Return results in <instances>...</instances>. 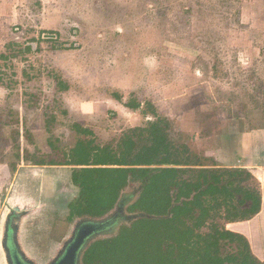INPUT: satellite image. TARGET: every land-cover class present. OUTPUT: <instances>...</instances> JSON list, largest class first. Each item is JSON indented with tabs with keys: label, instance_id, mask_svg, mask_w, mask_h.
<instances>
[{
	"label": "rangeland",
	"instance_id": "1",
	"mask_svg": "<svg viewBox=\"0 0 264 264\" xmlns=\"http://www.w3.org/2000/svg\"><path fill=\"white\" fill-rule=\"evenodd\" d=\"M154 111L208 168L264 166V0H0V230L37 193L20 243L48 264L79 192L48 164L85 139L76 125L116 147Z\"/></svg>",
	"mask_w": 264,
	"mask_h": 264
},
{
	"label": "trees",
	"instance_id": "2",
	"mask_svg": "<svg viewBox=\"0 0 264 264\" xmlns=\"http://www.w3.org/2000/svg\"><path fill=\"white\" fill-rule=\"evenodd\" d=\"M152 114L155 121L131 130L116 147L98 145L94 132L76 125L85 139L64 162L48 164L73 167L71 183L79 192L68 207L69 223L103 219L120 203L138 217L91 241L80 264H264L245 236L222 227L260 214L262 194L252 173L195 161L186 146L171 140L170 122ZM231 247L235 252L226 251Z\"/></svg>",
	"mask_w": 264,
	"mask_h": 264
},
{
	"label": "water",
	"instance_id": "3",
	"mask_svg": "<svg viewBox=\"0 0 264 264\" xmlns=\"http://www.w3.org/2000/svg\"><path fill=\"white\" fill-rule=\"evenodd\" d=\"M122 203L119 204V209H122ZM7 212H5L4 217V229H3V241L6 242L9 240L11 233L17 232L20 226H15V220L12 221L11 217L15 214L17 218L19 215L16 213V209H13L12 204L7 202ZM14 213V214H13ZM137 216L128 217L127 221L137 219ZM114 219V218H113ZM113 219L111 221H113ZM93 220V219H91ZM85 221L81 220L76 222V228H74V232L72 237L67 241L61 252L58 254L57 258L52 264H80V260L84 252L86 251L87 247L93 241L94 237L100 234L102 231L106 230L107 227L110 226L111 221L108 220L104 225H102V221L95 222V221ZM7 254L9 253L8 248L6 247ZM9 264H22L15 256L14 258L10 255L8 257ZM25 264H34V262H28L25 259Z\"/></svg>",
	"mask_w": 264,
	"mask_h": 264
},
{
	"label": "flooded vegetation",
	"instance_id": "4",
	"mask_svg": "<svg viewBox=\"0 0 264 264\" xmlns=\"http://www.w3.org/2000/svg\"><path fill=\"white\" fill-rule=\"evenodd\" d=\"M8 200V199H7ZM11 201V200H10ZM35 202H30L31 204L28 206H21V205H13L12 207L13 209H16V213H18V217H15V214L11 217V220L14 221L15 220V226H23L24 222L26 219H29L30 215L32 213H36L39 209L38 206V201L34 200ZM39 212V211H38ZM114 218V221L110 223V225L112 224L111 227H109L108 229L102 231L100 234H98L96 237H94V239H98L99 237H103L109 234L114 233L118 227L122 224L121 221L122 220H127L128 217H132L129 214H127L123 208L122 205V209L120 210L119 207H117V209L111 213L110 216H107L103 219H78L76 221H74L72 224L76 225V222L81 221V220H85V221H95V222H100L102 221V225H104L106 223V221L109 220V218ZM105 222V223H104ZM2 226H5L4 224ZM74 228H76V226H74ZM4 229V228H3ZM3 229L0 230V262L2 264H9L8 262V257L10 258V255H12V257L14 258V256L22 263L25 264V259L28 262H34V264H39L37 261L33 260L30 258V256L26 253V251L24 250V248L22 247L21 243H20V233H21V228L19 227L16 234L15 233H11V236L9 238V240H7L6 242L3 241ZM74 232H71L70 237L63 243L64 244L69 241V239L72 237ZM62 246V248H63ZM6 247L8 248L9 253L7 254L6 251ZM62 248L59 250V252L57 253L56 256L53 257V259L50 260V262L48 264H52L55 259L57 258L58 254L61 252ZM11 264V263H10Z\"/></svg>",
	"mask_w": 264,
	"mask_h": 264
},
{
	"label": "crops",
	"instance_id": "5",
	"mask_svg": "<svg viewBox=\"0 0 264 264\" xmlns=\"http://www.w3.org/2000/svg\"><path fill=\"white\" fill-rule=\"evenodd\" d=\"M63 167H65V166H63ZM238 168L248 170L250 173H252V175H254L258 179L259 187H260L261 194H262V210H261L260 214H258L256 217H254L250 221L240 222V223H232V224H228V226H245L243 228V232H238V233H240L241 235L245 236L248 239L253 255L261 263H264V243L261 242L262 241L261 239L259 240L257 238L258 235H259V238L261 237L260 236L261 234L259 233V231L262 232L264 230V166L260 167L259 165H255V166L250 167L248 165H244V166H241ZM72 172H73V170H72ZM71 176H72V174H71ZM41 192H42V188L40 187L39 194ZM34 195H36V198H34V199L38 201V203H39L38 206L40 209V205H41L40 196L37 193H35ZM255 235H257L256 238H255Z\"/></svg>",
	"mask_w": 264,
	"mask_h": 264
}]
</instances>
